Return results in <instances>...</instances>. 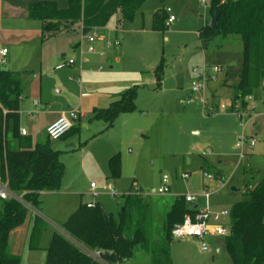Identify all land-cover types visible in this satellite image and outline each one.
Returning <instances> with one entry per match:
<instances>
[{
	"label": "rangeland",
	"instance_id": "rangeland-1",
	"mask_svg": "<svg viewBox=\"0 0 264 264\" xmlns=\"http://www.w3.org/2000/svg\"><path fill=\"white\" fill-rule=\"evenodd\" d=\"M205 1L146 0L132 22L117 12L107 25L90 32L97 35L93 43L95 52L83 56L81 51L89 40L88 36L80 38L82 43L75 49L76 68L66 66L64 70L55 72L70 82L78 80L81 72L82 90L90 92V95L104 92L114 84H117L116 91L122 92L138 86L137 109L121 114L107 133L101 132L103 128L99 129L104 121L91 122L83 117L75 122V126H80V132L52 140L51 147L56 151L60 149L59 158L64 163L65 173L60 193L43 191L40 194L43 215L53 222L47 225L40 247L49 246L55 232L53 226L57 224L63 228L82 197L85 202L96 199L89 195L93 190L92 183L97 185L96 190L100 193L97 200L102 208L116 221L124 209L127 194L140 189L139 194L151 205L157 231L155 240L161 241L165 235L167 212L177 197L198 195V200L190 205L202 207L206 202L203 190L207 185L212 209L230 212L220 222L229 226L233 205L244 200L247 197L245 190H251L264 177V128L248 127L247 134L259 141L253 148H246L249 156L242 160L239 157L241 150L236 146L242 129L233 109L230 106L221 108L222 104L236 102L233 99L243 63V40L239 35L218 36L210 46L204 48L201 45L199 29L213 19L210 0ZM167 8L172 10L170 14L175 20L165 31H154V13ZM116 37H120L121 44L108 46L107 42ZM15 58L14 52L9 53L6 63ZM162 58L165 69L159 85L155 70ZM21 61L20 56V64ZM39 65L40 59L34 58L31 68L35 71L23 75V89L32 79L37 80L36 75L42 78L43 88L59 100L62 95L55 90L53 92L54 87H49L54 79L51 75H41L37 68ZM205 67H208V73ZM194 80L204 85L197 96L191 90ZM38 88L39 82L35 90ZM30 89L31 84L25 94H30ZM254 100L259 108H264L263 87L254 92ZM23 104L24 110L28 109L29 101ZM53 107L63 109L66 106L60 103ZM36 138H32L33 147L38 141ZM106 147L110 148L111 155L120 153L122 168L117 179L110 178V156L103 155ZM208 149L211 153L203 155ZM205 163L210 164L209 171L203 169ZM217 170H221L223 178L208 179L207 173L215 174ZM186 173L188 178H184ZM164 175L169 177L171 190L160 194L158 189ZM64 187L69 188L61 191ZM27 219L12 230L11 243L17 247L21 262L26 259L25 251H30L29 242L25 244V251L22 246L21 232L28 227ZM67 237L82 250L84 246L88 251H96L72 237L74 242L69 234ZM207 243L209 251H202L197 239L174 240L171 243V264H231L225 237L211 235ZM33 251L40 253L44 250ZM116 264H150L149 255L139 252L133 258Z\"/></svg>",
	"mask_w": 264,
	"mask_h": 264
},
{
	"label": "trees",
	"instance_id": "trees-1",
	"mask_svg": "<svg viewBox=\"0 0 264 264\" xmlns=\"http://www.w3.org/2000/svg\"><path fill=\"white\" fill-rule=\"evenodd\" d=\"M145 1L69 0L65 9L58 8L54 1H40L29 4V18L42 22L44 39L67 34H80L82 39L93 29L107 25L117 12L132 22ZM217 12V28L210 24L202 26L199 41L206 48L218 36H241L243 63L233 100H239L246 107L248 97H254L258 88L264 89V0H210L212 18ZM168 17L166 10L156 11L153 30L165 31ZM164 69L162 58L155 70L159 85ZM23 92L21 72L0 67V179L8 183L13 192L23 194L26 203L39 208L41 192L62 188L65 166L59 158L60 152L51 147L52 140L47 134L35 147L31 136L21 134ZM137 94L138 86L128 88L107 108H95L93 119L104 121L107 128L112 127L121 114L137 109ZM78 131L79 127L74 125L69 134ZM109 168L111 179L120 177V153L109 159ZM203 169L209 171L210 164L205 163ZM214 175L217 179L223 178L221 170ZM245 192L247 197L235 203L231 210V234L225 237V245L231 264H264V177L254 189ZM150 206L139 193L130 192L116 221L99 201L94 207L82 202L63 228L71 237L101 251L110 264L122 263L139 252L149 255L150 264H171L173 228L194 209L185 196L177 197L166 215L165 235L157 241ZM28 215L25 203L14 198L0 199V264H21V257L10 249L9 239L12 230L22 225ZM45 229L46 222L36 216L30 249L41 248ZM46 251L45 264H102L60 232L53 233Z\"/></svg>",
	"mask_w": 264,
	"mask_h": 264
},
{
	"label": "crops",
	"instance_id": "crops-1",
	"mask_svg": "<svg viewBox=\"0 0 264 264\" xmlns=\"http://www.w3.org/2000/svg\"><path fill=\"white\" fill-rule=\"evenodd\" d=\"M40 1H54L60 9H65L69 6V0H0V46L7 47L9 49V53L14 52L16 57V60H10L9 64L7 62L3 67L12 71H19L23 77L24 74H30L29 72L35 71V69L31 67L33 59L37 57L40 59V65L37 67L39 73L41 75H51L50 77H52L55 82L53 85H49L50 89L54 87L53 92L55 90V92L57 91L62 95V97L58 100V98L49 94V92L43 88L42 78H39V76L36 75L34 76L37 80L35 81L32 79V81L30 80L31 83H29L31 84L30 94H25L26 88L29 86L28 83L26 84L21 100V128H25L28 131V135L32 138H36L37 136V140L46 135L47 126L63 112L76 110L79 114V118L75 122L81 121L83 117L89 118L92 122L96 120L93 119L95 108H107L112 102L118 100L120 98V94L122 93V91H116L117 84H114L111 88L106 89L104 92H98L97 95H90V92L82 90L84 85L81 81V72L79 73L80 78L78 80H74V82L67 81V78H63L60 74L55 73L66 68L56 69L58 64L70 57L76 58L75 49L77 48L76 44L80 40V34H67L52 37L50 39H44V35L42 33V22L40 20L29 18V4ZM20 56L22 57L21 64L19 62ZM23 57H25L26 60H24ZM24 62H26L25 65H23ZM75 66L76 65L69 67L74 69L76 68ZM25 79L27 78H24V80ZM30 81L28 80V82ZM38 82L39 88L35 90ZM78 94H80V97ZM24 97L26 98L25 100ZM85 98L89 99L85 101ZM23 100L29 101L28 109L26 108L27 111L24 110ZM60 103L66 107L63 109L53 107ZM81 110L84 111L81 112ZM100 125L99 129L103 128L101 132L107 133L109 131L110 128H107V124L105 122ZM76 127H79L78 132H80V126L76 125ZM70 134L68 133L64 137H67ZM59 150L60 149H57V151ZM105 154H107V158L110 156L109 159L113 156L111 155L112 152L110 148L107 147L103 155ZM67 188L64 187L61 191ZM56 192L60 193V191ZM89 195L91 196L90 193ZM83 199V197L80 199L78 207L71 213V215L79 208L82 202L88 203L94 201L89 200L85 202ZM28 208V227L25 228V232H21L24 251L26 250L25 244L28 242L30 244V237L36 216L43 218L46 222V229L48 224H53L50 218L44 217L42 207H39L38 209L33 206ZM68 211L69 209L67 212ZM53 228L55 232L63 234L66 232L64 228L57 224H55ZM12 234L13 231L10 234L9 246L12 253L17 254V247L15 244L11 243ZM11 244L16 251L12 248ZM23 249L21 252L24 253ZM41 249L44 251L40 253L34 252L31 249L30 251H25L24 256L26 259L25 261H22L21 264H45L47 258V247H41ZM220 250L221 249L218 247L219 252Z\"/></svg>",
	"mask_w": 264,
	"mask_h": 264
},
{
	"label": "built area",
	"instance_id": "built-area-1",
	"mask_svg": "<svg viewBox=\"0 0 264 264\" xmlns=\"http://www.w3.org/2000/svg\"><path fill=\"white\" fill-rule=\"evenodd\" d=\"M205 3L206 1L203 0ZM168 13V24L175 20V17L170 13L172 10L170 8L166 9ZM94 30V29H93ZM88 36L89 43L82 49L81 54L84 56L87 53L95 52V48L93 43L95 42L97 35H92L90 32L83 37ZM82 37V38H83ZM82 43V40L80 44ZM108 46H119L121 44L120 37H116L107 42ZM9 54V49L7 47L0 46V67H3L6 63L7 56ZM103 54V53H102ZM76 64V58L70 57L67 60L61 62L56 66V69H62L66 66H73ZM213 70L218 71V67H212ZM204 70L207 72L208 67H205ZM211 70V68H209ZM208 73V72H207ZM214 78V77H213ZM204 85L196 80H194L191 84L192 92L197 96L199 92L203 89ZM201 99L200 97H197ZM204 102V100H202ZM247 106L243 107L239 100H236L235 104L231 103L229 105L222 104V109H227L229 106L233 109L239 125L242 129V132L238 138L236 146L241 150L239 153L240 159H246L249 156V152L246 148H253L256 143L259 141L258 138L253 135L247 134V129L249 126H253L256 130L260 127L264 128V108H259L258 103L254 100L253 96H249L247 99ZM188 104L191 103L190 100L187 101ZM79 114L76 110H71L68 112H63L58 118L52 121L46 128V134L49 136L51 140H59L66 136L74 127V123L78 120ZM22 135H28V131L25 128H21ZM257 134V132L255 133ZM207 153H211V150L208 149L206 152H203V155ZM208 179L216 178L214 174L207 173ZM184 178H188V174H184ZM93 188L90 193L94 198V201L88 202V207H94L96 205V201L99 196V192L96 190L97 185L95 183L91 184ZM256 187L253 186L252 189ZM171 190V185L169 184L168 175H164L162 179V185L158 189V193L166 194ZM156 191V190H155ZM137 193L140 192V189H137ZM115 195V192H112ZM203 196L206 198V202L204 206L199 207L198 204L192 206L194 212H189L186 214L184 220L175 225L173 228L172 234L175 240H183V239H197L200 243V248L202 251H209L210 247L207 243V238L211 235L214 236H223L226 237L231 234V225H223L220 222L224 220L225 217L230 215V212L225 209L222 211H214L209 204L210 192L207 189V185L203 190ZM14 198L18 201L25 203L28 207H32L30 204L26 203L23 199V194H18L13 192L8 183L1 181L0 179V199H9ZM186 201L191 204L198 200V195L187 194L185 195ZM64 235L67 237L68 233L64 232ZM72 238V237H71ZM73 239V238H72ZM74 242H76L73 239ZM82 246V245H81ZM84 252L86 251L89 256L94 258L96 261L104 264V262L108 263L103 257L102 252L96 250L95 252H91L86 250V247L82 246ZM85 252V253H86ZM102 260L103 262H101ZM109 264V263H108Z\"/></svg>",
	"mask_w": 264,
	"mask_h": 264
},
{
	"label": "water",
	"instance_id": "water-1",
	"mask_svg": "<svg viewBox=\"0 0 264 264\" xmlns=\"http://www.w3.org/2000/svg\"><path fill=\"white\" fill-rule=\"evenodd\" d=\"M219 19V12L216 13V16L211 20L210 26L213 28H217V21ZM2 69H6L5 67H2Z\"/></svg>",
	"mask_w": 264,
	"mask_h": 264
}]
</instances>
